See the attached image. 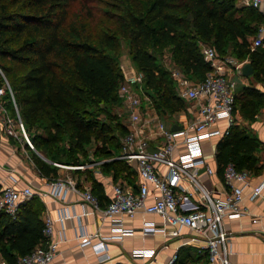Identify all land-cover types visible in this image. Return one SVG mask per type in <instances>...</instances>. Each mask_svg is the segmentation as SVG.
<instances>
[{"label": "trees", "instance_id": "obj_1", "mask_svg": "<svg viewBox=\"0 0 264 264\" xmlns=\"http://www.w3.org/2000/svg\"><path fill=\"white\" fill-rule=\"evenodd\" d=\"M73 1L0 0V86L5 81L10 85L31 142L43 155L33 151L41 176L57 177L56 164L86 165L82 157L96 141L97 154L112 158L99 163L100 171L111 173L113 181L126 178L135 187L132 165L112 157L127 131L112 110L121 100L117 90L123 80L111 53L118 44L116 35L105 32L92 40L83 26L69 21ZM118 1L112 5L118 11L106 15L118 19V31L128 40L135 68L143 73V93L162 119L186 110L170 71L159 62L165 49L193 80L202 79L208 70L200 50V43H205L219 55L247 60L252 77L264 81V47L250 48L257 27L264 24L257 9L236 0ZM2 100L7 113H15L8 92ZM263 104V93L253 86L243 87L239 97L235 93L234 112L238 108L249 121ZM34 127L40 130L32 132ZM63 141L65 146H60ZM260 148L255 134L233 123L215 144L217 173L222 175L224 166L233 163L238 170L260 174ZM86 178L100 206H105L103 183L95 174ZM44 209V202L34 195L19 204L15 217L0 213V254L8 264H17L20 256L43 241Z\"/></svg>", "mask_w": 264, "mask_h": 264}, {"label": "built area", "instance_id": "obj_2", "mask_svg": "<svg viewBox=\"0 0 264 264\" xmlns=\"http://www.w3.org/2000/svg\"><path fill=\"white\" fill-rule=\"evenodd\" d=\"M242 3L264 15V0H242ZM261 46H264V24L257 27L250 48L253 50ZM200 50L208 64L202 79L193 80L178 67L169 70L177 96L189 103V109L183 110L171 122H165L157 114L150 98L143 93L142 72L132 66L122 75L117 92L127 131L121 138V148L115 158L125 160L132 167L134 165L137 175L135 187L105 176L98 163L94 173L98 177H105L106 184L102 183L109 188L106 194L108 202L100 206L91 192V186L81 188L69 175L48 178L44 188H33L30 184L19 187L2 184L0 177V213L15 217L19 204L34 195L42 201L46 197L63 199L68 190H73L82 197L81 212L73 214L67 205L62 206L58 210L59 221L75 216L80 219L91 214L99 222H108L107 233L101 231L99 222L92 231L81 225L80 230L74 232L81 248H91L96 258L95 264L112 262L111 242H121L137 232L144 236L156 233L176 236L184 228L190 229L204 243L208 264H234L229 258L232 233L226 230L224 218L232 220L249 213L242 202L244 188L251 186V173L238 170L233 163L225 165L222 177L227 191L223 197L214 196L200 182L198 174L204 155L203 142L227 134L235 122V82L227 76V72L236 59L230 55H219L213 46L205 43H200ZM6 92L10 94L17 111L12 90L5 81L0 86V120L7 135L18 137L2 100ZM174 124L179 125L180 129L173 130ZM19 125L27 143L33 147L23 124L20 122ZM181 145L183 150H180ZM204 169L209 175L215 173L207 164ZM11 178L15 183L16 179ZM258 198L264 200V177L251 186L249 199L254 201ZM88 204L90 208H87ZM139 211L157 215L163 223L159 225L153 219H144L138 229L126 226L123 217L133 218ZM43 221V241L29 253L20 256L17 264H47L55 258L59 243L65 240L64 230L60 229L56 234L53 220L48 214L44 215ZM260 221L258 217L252 218L253 223ZM157 254L156 248L145 247L133 248L130 252L132 258H149L155 260L156 264H177V252L165 262H158ZM0 264L8 263L0 257Z\"/></svg>", "mask_w": 264, "mask_h": 264}, {"label": "crops", "instance_id": "obj_3", "mask_svg": "<svg viewBox=\"0 0 264 264\" xmlns=\"http://www.w3.org/2000/svg\"><path fill=\"white\" fill-rule=\"evenodd\" d=\"M238 5H243L242 0H236ZM264 47V46H261ZM231 56V55H230ZM234 57V56H233ZM235 58V57H234ZM236 59V58H235ZM247 60L236 62L229 65L227 76L235 82V93L237 97L242 95V88L245 86H253L263 93L264 97V81L256 80L249 75L242 74V64ZM234 118L236 124L245 127L251 133L255 134L261 141V148L258 152L260 162L263 164L262 172L258 175L251 174V186L256 184L264 177V104L258 109L253 120H247L242 117L239 109H235ZM169 125V123H167ZM16 138V139H15ZM216 138V142L219 137ZM205 141L210 144V141ZM19 137H12L6 134L4 123L0 120V177L2 184H13L16 187L23 184H30L33 188H44L48 177L41 176L33 161V151L24 143H20ZM215 142V144H216ZM183 145L180 150H183ZM215 145L212 153L204 150L203 160L200 163L198 178L200 182L209 189L214 196L223 197L227 188L223 182L222 175L217 173V164L214 156ZM37 153V152H36ZM38 154V153H37ZM39 155V154H38ZM40 156V155H39ZM209 165L215 170L213 174L205 172V165ZM134 167V165H133ZM135 169V167H134ZM58 176L69 175L73 177L77 185L81 188L91 186L86 176L73 175L68 169L57 170ZM11 176L16 179L14 183ZM55 178V177H54ZM105 178V177H103ZM97 179H101L97 176ZM22 180V181H21ZM102 182V181H101ZM104 186V185H103ZM251 186L244 188V199L242 204L247 207L249 213H245L237 219L224 218V226L226 230L232 233V252L229 258L234 264H264V200L258 198L254 201L249 199ZM105 193L109 192V188L104 186ZM82 197L73 190H68L63 199H53L51 197L44 198L45 209L43 217L48 214L54 223L56 234L58 230H64L65 240L58 245V253L55 258L47 264H95L96 258L89 246L81 248L78 240L75 238V230H80L81 225L87 230L96 228L99 219L91 214L81 217L76 216L72 219L58 220V210L62 206L67 205L73 214L81 212ZM87 208H90L89 204ZM99 215V214H98ZM258 217L260 222L253 223L252 218ZM144 219H153L157 224L163 223L162 219L157 215H147L143 211H139L133 218L123 217L126 226H132L138 229ZM98 225L103 233H107L108 222L100 221ZM158 236V240L148 243L147 238ZM203 242L198 236L188 228L182 229L179 235H165L156 233L154 235H142L139 232L132 236L125 237L121 242L110 243V254L112 262L123 264H156L155 260L132 258L130 252L133 248L145 247L156 248L158 254L156 259L158 262H165L174 253L177 252L179 263L177 264H208L207 255ZM151 261V262H149Z\"/></svg>", "mask_w": 264, "mask_h": 264}, {"label": "rangeland", "instance_id": "obj_4", "mask_svg": "<svg viewBox=\"0 0 264 264\" xmlns=\"http://www.w3.org/2000/svg\"><path fill=\"white\" fill-rule=\"evenodd\" d=\"M114 4H120V1L116 3V0H74L71 2L69 6V21L71 23H75L78 26L84 27V32L89 35L92 40L93 39H99L101 35H103L105 32H109L111 34L116 35V39L118 44L113 49L111 53H114L116 63L118 66V69L120 73L123 75L124 72H127L132 66L135 67L134 62L131 57V53L129 50V43L125 36H123L118 30V19L115 17V19H110L106 15L107 13H110L109 10H115L118 11V8L112 6ZM112 16V15H111ZM159 62L169 71L173 67H178L172 60H170L169 52L165 49L160 55H158ZM240 61V60H238ZM244 61V60H243ZM240 61V62H243ZM180 68V67H178ZM186 109H189V103L186 102ZM113 113L116 114L122 123L126 122L125 115L123 114V106L122 102L120 100L119 104L115 105L112 109ZM182 112V111H181ZM179 112V113H181ZM179 113H174L168 116V118L164 119L165 122H171L172 120L176 119L179 115ZM11 125L14 127V130L18 134V137L20 138V143L26 144L28 148L31 150H34L37 152L40 156L43 157V155L38 152L34 146L30 147L27 143L25 137L23 136V132L20 129V122L23 124L25 133L28 137V139L31 142V139L29 137L28 132L26 131L25 125L20 117V114L18 111H15V113L8 114ZM40 129L38 127L32 128V132H38ZM16 139V138H15ZM216 138H212L210 141V144L203 142V148L204 150H207V152L212 153L213 146L215 145ZM32 144V142H31ZM66 142L63 141L60 143V146H65ZM33 145V144H32ZM98 146V142L94 141L93 143L88 145L87 148V156L85 158L82 157V159L85 161V166L80 167L78 170L80 172H75L76 169L74 167L68 166L64 167L61 165H57L60 170L66 171L68 169L72 174H76L78 177L86 176L88 173L93 176L94 168L97 166L98 163H101L102 161H107L112 159L111 157H103L102 155L97 154L96 147ZM117 153H115L112 157L116 156ZM33 157V155H32ZM64 165V164H63ZM99 165V164H98ZM79 166V165H78ZM70 168V169H69ZM77 168V167H75ZM74 171V173H73ZM104 174V173H103ZM105 176H110L109 174H104ZM97 177V176H96ZM101 181L105 183V178L99 177ZM119 180H122L124 184H129L128 179L121 177ZM22 181V180H21ZM131 185V184H130ZM148 243H153L154 241L158 240V236L154 238H147ZM0 257L1 254H0Z\"/></svg>", "mask_w": 264, "mask_h": 264}, {"label": "water", "instance_id": "obj_5", "mask_svg": "<svg viewBox=\"0 0 264 264\" xmlns=\"http://www.w3.org/2000/svg\"><path fill=\"white\" fill-rule=\"evenodd\" d=\"M241 70H242V74H244V75H249V74H251L253 72V68H252V66H251V64L249 62H244L242 64ZM172 129L173 130L180 129V126L174 124L172 126Z\"/></svg>", "mask_w": 264, "mask_h": 264}]
</instances>
